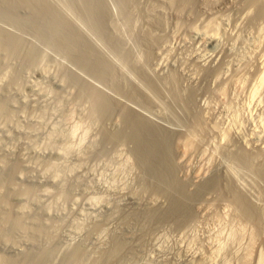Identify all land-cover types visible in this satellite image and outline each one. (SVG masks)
Returning <instances> with one entry per match:
<instances>
[{
    "label": "rangeland",
    "instance_id": "rangeland-1",
    "mask_svg": "<svg viewBox=\"0 0 264 264\" xmlns=\"http://www.w3.org/2000/svg\"><path fill=\"white\" fill-rule=\"evenodd\" d=\"M105 1L119 46L105 35L93 39L107 52L116 82L155 86L150 104L122 101L172 123L174 139L193 135L188 160L174 153L185 164L179 176L203 167L228 174L232 165L264 209V178L243 166L242 152L255 163L264 159V0ZM66 2L50 1L82 20ZM2 21L12 31L11 38L0 34V264H264V228L257 233L237 220L228 200L212 191L181 224L147 221L145 211L165 207L168 198L148 183L132 140L104 138L125 127L118 111H104L68 78V70L79 69L39 29ZM117 241L125 248L114 258L108 254Z\"/></svg>",
    "mask_w": 264,
    "mask_h": 264
},
{
    "label": "bare ground",
    "instance_id": "bare-ground-1",
    "mask_svg": "<svg viewBox=\"0 0 264 264\" xmlns=\"http://www.w3.org/2000/svg\"><path fill=\"white\" fill-rule=\"evenodd\" d=\"M50 1L49 0H0V19L7 21L5 22L7 23V25L8 23L11 22L10 23L11 25L15 23V24H18L20 28L26 25L25 27L39 29L40 30L39 32L40 33L42 32L44 37H46V41L49 43L50 42L54 43L55 48L62 54L64 53L65 56L68 57V60L70 58L71 61L79 69L78 71H70V70L67 71V69H65L67 71L66 75L68 76V78L73 80L77 85H79L83 93L85 94L87 93L88 95L93 97L96 100L98 106L101 107L104 111L106 112H113L115 110L118 111L119 115L121 116L120 120L124 121L123 124L125 125V127L122 129L121 133L106 132L104 138L109 141V140L116 139L118 136H121V137L129 138L130 140H132L134 142V152L138 158L139 163L144 168V171L147 175L145 176L148 179L147 180L148 183L151 186H153L155 190H157L158 192H161L162 194L165 195L166 198H168V204L165 207L164 206L162 207L160 205H154V204L151 207H149L144 213L146 220L149 222L150 221L152 222L154 220H160V219L167 218V219H172L176 223L181 224L193 215L192 214L193 210L195 211V209L193 208H195L194 206L197 204V202L195 204V201L205 197L208 191H212V193L213 192L216 193L217 199L225 198V200H228L229 205L231 204L232 206L231 205L230 206L233 207L235 211V215L237 216V218H239L237 220H241V221L243 220L245 222H250L251 224H254V226H256L257 228V233L263 230L264 228L263 206L259 204L260 202H258V199L257 201L254 199L255 197L252 196L253 193L251 195L249 191L246 189L247 187L243 188L242 186L239 185L240 183H238L237 180L240 178L239 177L240 175H237L235 173L233 174L232 172L233 169L231 167L232 165L231 166L229 165L230 168H227V169H230V171H227L228 174H224L225 172L221 174L220 169H217L218 167L215 168L217 170H214L213 168V171H209L211 170L209 169L208 170L209 172L203 167V168H198L194 170V172H192V175L190 176H187L184 178L180 177L178 173H179V170L181 169L179 168H181V166L184 163L182 165L181 163L179 164V162H182V160L177 162V160L174 157V153L176 150H178L182 153V156L184 155L187 158L191 154L190 151L193 149L192 148L194 144L193 135L192 137H189V138L184 137L185 139L184 138L174 139V136H176V133H177L176 129L175 127L174 129H171L172 127L170 128L168 127V126H174L172 125V123L171 125L166 126L167 123L165 124L162 123L163 121H160V118L158 120L154 119V117L152 118L151 115L149 116L148 113L143 111L144 110L143 108L142 110L141 108L136 107L138 105L135 106V105H130V103L128 104V103L123 102V101H126L124 99L129 98L128 102H130V99H131V100H134L135 102L144 103V104L148 101V104H150V99H153L151 98L152 97L151 94L152 92L155 91V86L153 84L151 85L152 82L149 81L150 85L148 84V86L146 87H144V84H145L144 82L142 83V86H143L142 88H141V85H139V87H136V88L126 89L122 85L118 84L119 82L121 83V81L116 82L117 76L119 75L115 74L114 67L112 66L110 60H107L106 58L107 52L102 51V48H103V47L101 48L102 43H99L93 39L94 35L99 36V37H103L101 35H105L104 37L107 38L105 40H107V42L111 46H113L114 49L119 46L118 40L116 39L115 36L111 35V33L109 32L108 26H107V22L109 21L108 17L110 13H109V9L107 7L106 1L105 0H81L79 2V0H69V2H66V6H67V3L68 4L70 3L74 9L76 10L79 9L82 12L83 14L82 20L77 18L74 15V13L67 12V11H66L67 13H63L62 9L61 10L56 9L50 3ZM62 1H65V0H62ZM126 1L128 2L129 0H126ZM193 1L194 0H181L180 2L182 5H185V4L189 5ZM249 1L251 2V4H254V3L260 2L261 0L260 1L259 0H249ZM127 2H124L123 4L125 5ZM119 7L120 6H118V8ZM21 9L28 10L29 16L27 18H22L21 16H19L18 12ZM1 24H0V34H4L7 37L11 38L10 32L12 31V29L11 31L9 29L8 31L10 32H7L6 31L7 29L5 30L3 29L5 27L3 28L1 27L4 24L3 25ZM36 29L34 31H37ZM17 35H19V33ZM214 39H217V38H214ZM105 40L104 42H106ZM103 52H105L106 55ZM74 64L71 66H74ZM86 74L87 75L89 74L90 77L93 76L94 77L93 81L96 78V80L98 79L99 81L106 83L105 86L109 85L110 88L113 89L112 91L113 92L115 91L116 94L114 93L111 95L110 93H113V92L109 91L110 89H107L108 90L107 92H109V94L107 92L106 93L103 92L101 90V87L103 89V86H100V89H99L97 86L94 85L91 79H87L89 76H87ZM89 80H91L92 82ZM124 82L125 81H123V83ZM95 83H98V82L95 81ZM135 84L134 85L131 84L130 87L132 85L135 87ZM96 85H99V84H96ZM173 91L175 92V89ZM173 91L172 93H174ZM122 96H125L126 98H123ZM175 97L177 98V96ZM154 100L156 99L154 98ZM154 100H151V101L154 102ZM177 102L179 101L177 100ZM146 110L149 112L148 108ZM171 120L173 121V119ZM193 132H194V129H193ZM241 151L242 150H240V153ZM245 151L244 150L242 151L244 152L243 154H245L244 159L242 158L245 161L244 163L245 165L243 166L246 167V163H248L247 165L252 167L251 169L254 171V174H257L260 177H262L261 179L262 181L264 178V163H262V160L264 161V159H262L261 162L256 161L257 163H255L253 162L252 159L256 156H253V154L251 153L250 155H252L251 157L253 158L246 157V155H248V152L246 151L247 152L246 154ZM238 155L240 154H237V156ZM234 157L236 156L234 155ZM240 158L241 157L239 156L238 160H240L241 162L242 159ZM254 159H257V158H254ZM233 167L236 168L235 166ZM238 169L246 170L245 168H241V167ZM237 170L236 172H238ZM240 170L239 172H241ZM244 170L241 173L243 174L244 172L247 173L246 171H248V169L246 171ZM250 173L248 174V176L250 175ZM115 246L116 247H114L113 251L112 252L110 251L111 254L110 253L108 254L114 258L117 257L122 252L124 243H122L121 241H117ZM41 258L39 260H41ZM34 264H39V263L38 261H35Z\"/></svg>",
    "mask_w": 264,
    "mask_h": 264
}]
</instances>
